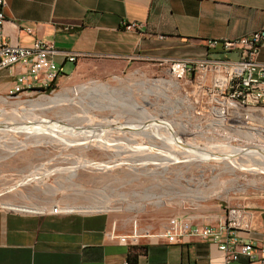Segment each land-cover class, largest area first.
Returning a JSON list of instances; mask_svg holds the SVG:
<instances>
[{
    "label": "rangeland",
    "instance_id": "rangeland-1",
    "mask_svg": "<svg viewBox=\"0 0 264 264\" xmlns=\"http://www.w3.org/2000/svg\"><path fill=\"white\" fill-rule=\"evenodd\" d=\"M138 68L130 67L105 79L85 75L66 78L54 91L29 96L0 95L7 100L0 104L4 108L0 119L11 123L7 127L23 128L0 131V208L21 206L33 213L100 209L137 219L140 226L142 220L162 222L168 209L177 205L174 203L190 212L197 207V213L206 209L212 212L213 208L223 211L227 205L236 204L251 208L264 206L262 162H248L243 158L241 167H232L216 158L207 162L175 161L165 154H170L172 149L165 137L143 133L144 124L164 120L173 124L182 141L193 145L228 143L229 136L234 138L230 147L249 145L255 138L264 142V135L251 133L249 129L250 125H264L257 118L260 113H251L250 120L225 117L228 122L224 116L214 119L208 110L209 94L197 87L193 75L188 80L184 78L185 82L172 79L167 70L151 72ZM160 80L164 83L157 88L155 82ZM99 83L118 88L115 94L120 99L118 104L108 103L112 101L106 96L93 100L94 97L87 96L86 89L79 92L74 102L66 98L54 105L27 104L47 102L66 91L72 96L76 88ZM130 89L136 101L129 99ZM21 106L26 110H19ZM44 122L55 124V130H44L50 128L41 125ZM129 125L138 129L133 131ZM147 130L155 131L154 128ZM103 134L108 141L104 145L99 146L94 139L86 140ZM186 148L175 142L172 150L185 152Z\"/></svg>",
    "mask_w": 264,
    "mask_h": 264
},
{
    "label": "crops",
    "instance_id": "crops-1",
    "mask_svg": "<svg viewBox=\"0 0 264 264\" xmlns=\"http://www.w3.org/2000/svg\"><path fill=\"white\" fill-rule=\"evenodd\" d=\"M2 36L12 43L30 45L37 39L53 40L54 56L63 68L57 85L83 75L100 79L130 67L168 71L169 58H223L235 52L207 51V40L237 38L264 30V0H6ZM123 22L135 24L131 29ZM70 54H79L69 61ZM259 59L264 61V44ZM0 72V95L6 94L19 71ZM160 223L123 218L105 210L29 212L24 207L0 208V264H129L138 251V264H225L218 245L185 238L170 243L156 235L170 216L189 215L195 224L216 222L226 212L213 208L197 213L178 203ZM251 208V207H250ZM254 211V238L264 233V206ZM211 210V209H210ZM216 210V211H215ZM137 244L123 243L108 234L132 232ZM149 232V233H147ZM246 258L231 264H245Z\"/></svg>",
    "mask_w": 264,
    "mask_h": 264
},
{
    "label": "built area",
    "instance_id": "built-area-1",
    "mask_svg": "<svg viewBox=\"0 0 264 264\" xmlns=\"http://www.w3.org/2000/svg\"><path fill=\"white\" fill-rule=\"evenodd\" d=\"M5 6L6 0H0V72L13 71L17 66L24 68L18 72L6 97L29 96L48 88L54 91L63 74V68L54 59L60 51L53 40L37 39L30 45L5 40L2 36ZM123 23L128 29L135 26ZM263 44L264 30L237 38H210L207 40L208 53L212 50L223 54L235 52L237 55L233 58H169L165 62L174 80H188V76L193 75L197 87L209 94L208 110L214 119L222 116L237 118L236 114L244 117V113L250 110L258 112L264 109V61L259 59ZM78 55L70 54L67 59L75 61ZM225 210L216 222L207 219L202 224L193 223L188 216L171 217L156 237L170 243L182 242L185 238L209 240L218 245L225 264L239 261L242 256L246 258L245 264H264V233L254 238L242 235L252 231L254 211L239 204L227 205ZM108 235L131 244H137L142 236L137 223L129 234L120 235L113 227Z\"/></svg>",
    "mask_w": 264,
    "mask_h": 264
},
{
    "label": "bare ground",
    "instance_id": "bare-ground-1",
    "mask_svg": "<svg viewBox=\"0 0 264 264\" xmlns=\"http://www.w3.org/2000/svg\"><path fill=\"white\" fill-rule=\"evenodd\" d=\"M148 83V82H147ZM157 83V88H161V84L164 83V81L160 80V82H155ZM122 87V86H121ZM83 89H86L88 91V95L87 96H90V97H94L93 100H95V97H109L110 100L112 102H108V103H111L112 105L113 104H118L120 99H118L117 97H115V94L118 93V88H115V87H112L110 84L108 83H99V84H93L91 86H82L81 88H76L75 89V92H74V95L72 96H69L68 95V92H61V93H57L54 97H50L49 100L46 102V101H43V100H39L38 102H33L31 101V103H27L29 105H33V104H38V105H42L43 103H48L50 105H54V104H58L64 100H69V101H77L76 98H77V95H79V92ZM149 90H151V88H147ZM123 90V89H122ZM132 89L129 90V99L131 101H136L134 96H133V93H132ZM124 92V91H122ZM126 92V91H125ZM132 93V94H131ZM162 94H164V92L162 91L161 92ZM124 94V93H123ZM126 95V94H125ZM123 97V96H122ZM121 98V96H120ZM127 98V97H126ZM122 99V98H121ZM7 101L5 98H0V104L1 102H5ZM106 101H108L106 99ZM100 102V101H99ZM26 103V102H25ZM24 103V104H25ZM121 103V102H120ZM133 103V102H132ZM121 104H124V103H121ZM99 105V104H98ZM143 110H146L144 106H141ZM35 108V107H34ZM15 109V108H14ZM18 110V109H17ZM19 110H26V107L24 106H21ZM0 111H4V108L0 105ZM31 111V110H30ZM14 112V111H13ZM264 112V109L258 111V112H254L253 110H250L244 114H246V116L244 115L241 116V115H237V119L239 120H244L243 118L245 119H249V116L251 115V113H260L259 117H257L258 119L264 121V116H262V113ZM15 114V113H14ZM23 116V114H22ZM21 116V117H22ZM257 116V114L255 115ZM35 119L37 117H34ZM33 118V119H34ZM40 118V117H39ZM43 118V117H42ZM13 119V118H12ZM223 119H225L226 121L229 122L228 119H226L225 117H223ZM38 120V118L36 119ZM39 120H43L44 119H39ZM38 120V121H39ZM224 120V121H225ZM250 120V119H249ZM241 122V121H240ZM9 123L11 124L10 122L6 121V120H2L0 119V131L3 130L4 128V131L9 129V128H14V129H17V130H23V128L21 127H17V125L14 127V126H11V127H7L6 124ZM153 123V122H152ZM231 123V122H230ZM18 124V123H17ZM47 125L48 127L50 128H46L44 130H48L49 131H53L55 130L53 127H55V124H52V123H48V122H44L42 123L41 125ZM241 124V123H240ZM118 124H114L112 126H117ZM135 125V124H134ZM142 125V124H141ZM146 126V128L144 129L145 131L143 132L144 134H149L151 136H155V137H158V136H161V138L165 137V139H167V141H169L168 145L170 147H172V149L174 148V145H175V142L177 143V146L179 145V143H183L184 141H181L180 138V134L178 133V131L174 130L173 128V124L169 121H164V120H158V121H155V124L153 125H147V124H144ZM143 125V127H145ZM96 125H94L93 127L95 128ZM101 126V125H100ZM160 126H163V128H159ZM240 126V125H239ZM252 128H249L252 132L251 133H258V134H261L264 130V127H261L260 125H250ZM32 127V126H30ZM34 127V126H33ZM64 127V126H62ZM129 127L132 128V130H136L138 129V127H135V126H132V125H129ZM242 127V126H241ZM147 128H154L155 131H149L147 130ZM36 129H39L38 127H36ZM100 130H103L101 127H100ZM160 130H163V132H160ZM85 131V130H84ZM83 131V132H84ZM93 131V130H92ZM90 130H88V132H92ZM95 131V130H94ZM93 131V132H94ZM249 131V130H248ZM59 132V131H58ZM165 132V133H164ZM250 132V131H249ZM37 132H35L34 134L36 135ZM100 133V132H99ZM136 133V132H135ZM140 133V132H139ZM250 133V134H251ZM33 134V133H31ZM30 134V135H31ZM58 135V134H57ZM62 135V134H61ZM94 135V134H93ZM92 136V135H91ZM147 136V135H146ZM86 138V137H85ZM88 139L89 140H96V142H98L99 146L100 145H104L105 142H108L106 137L101 135V137L99 136H94V137H87L86 140ZM229 139V142L228 143H214V142H210L208 145L206 146H200V145H193L192 143H189V142H184V144L186 146H188L185 150V152H179L178 149L177 151H173L172 149H169L170 150V154L168 153H165L166 155H170L172 159H174L175 161L177 160H184V159H188L189 161H193V160H196L199 161V162H203V161H209L211 159H215V158H211L210 155L212 154H215V153H219V154H222L223 157L222 158H216L218 162H221V161H226L228 162L232 167H241L242 166V163H241V160H243V158H246L247 161H254V162H262L264 164V142L261 140V139H258V138H255L254 141H251V145H239V146H231V141L232 139H234L233 137L229 136L228 137ZM252 139V138H251ZM16 140V139H15ZM14 140V141H15ZM116 140V139H115ZM38 141V139H37ZM113 141V140H112ZM186 141V140H185ZM19 142V141H18ZM163 142V141H162ZM78 143V142H77ZM165 143V142H164ZM3 144V143H2ZM68 144V143H67ZM110 145V144H109ZM98 146V145H97ZM107 146V145H106ZM105 146V147H106ZM158 146V145H157ZM163 146V145H162ZM180 146V145H179ZM104 147V146H102ZM181 147V146H180ZM139 149V148H138ZM163 151V149H162ZM164 152V151H163ZM148 155V154H147ZM150 155V154H149ZM163 155V154H162ZM181 155H184L183 157H181ZM145 156V155H144ZM143 156V157H144ZM141 157V156H140ZM146 157V156H145ZM169 157V156H168ZM232 157V158H231ZM147 158V157H146ZM136 159V158H135ZM215 159V160H216ZM164 160H167V159H164ZM231 160V161H230ZM88 161V160H87ZM171 160H169L170 162ZM240 161V162H239ZM80 162V161H79ZM85 162V160H84ZM166 164V162H164ZM168 163V162H167ZM90 164H92L90 162ZM164 164V166H165ZM228 164V165H229ZM86 165V164H85ZM88 165V163H87ZM94 165V164H93ZM167 166V164H166ZM249 167V166H248ZM253 167V166H252ZM44 168V167H43ZM76 168V167H75ZM161 169V168H160ZM166 169V168H165ZM252 169V168H250ZM164 170V169H162Z\"/></svg>",
    "mask_w": 264,
    "mask_h": 264
},
{
    "label": "trees",
    "instance_id": "trees-1",
    "mask_svg": "<svg viewBox=\"0 0 264 264\" xmlns=\"http://www.w3.org/2000/svg\"><path fill=\"white\" fill-rule=\"evenodd\" d=\"M53 87H55V85ZM51 89L52 88H48V91H51ZM139 253L140 252H138V251L131 252V254L129 255V258H128L129 264H138Z\"/></svg>",
    "mask_w": 264,
    "mask_h": 264
},
{
    "label": "water",
    "instance_id": "water-1",
    "mask_svg": "<svg viewBox=\"0 0 264 264\" xmlns=\"http://www.w3.org/2000/svg\"><path fill=\"white\" fill-rule=\"evenodd\" d=\"M179 145L180 146H183V147H188V146H186L185 144H184V142L182 143H179ZM210 157L211 158H222L223 157V155L222 154H219V153H215V154H212V155H210Z\"/></svg>",
    "mask_w": 264,
    "mask_h": 264
}]
</instances>
